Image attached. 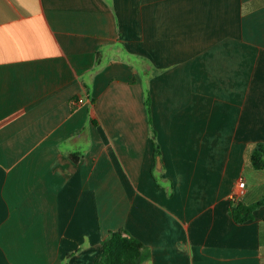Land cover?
<instances>
[{
    "label": "crops",
    "instance_id": "obj_1",
    "mask_svg": "<svg viewBox=\"0 0 264 264\" xmlns=\"http://www.w3.org/2000/svg\"><path fill=\"white\" fill-rule=\"evenodd\" d=\"M260 141L264 0H0V264H264Z\"/></svg>",
    "mask_w": 264,
    "mask_h": 264
},
{
    "label": "trees",
    "instance_id": "obj_2",
    "mask_svg": "<svg viewBox=\"0 0 264 264\" xmlns=\"http://www.w3.org/2000/svg\"><path fill=\"white\" fill-rule=\"evenodd\" d=\"M147 105L149 106V100ZM250 161L254 168L264 169V141L256 143ZM263 204L264 196L248 204L240 200L231 201L229 212L236 222H244L252 219L254 211ZM149 255L148 248L141 240L120 228L109 231L91 264H144Z\"/></svg>",
    "mask_w": 264,
    "mask_h": 264
},
{
    "label": "built area",
    "instance_id": "obj_3",
    "mask_svg": "<svg viewBox=\"0 0 264 264\" xmlns=\"http://www.w3.org/2000/svg\"><path fill=\"white\" fill-rule=\"evenodd\" d=\"M245 188V180L244 179H239L238 181V189L233 192L232 197L233 198H238L243 192Z\"/></svg>",
    "mask_w": 264,
    "mask_h": 264
}]
</instances>
